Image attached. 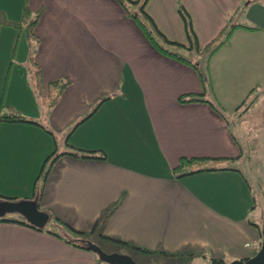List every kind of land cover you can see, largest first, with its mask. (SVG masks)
Here are the masks:
<instances>
[{
  "label": "crops",
  "instance_id": "crops-1",
  "mask_svg": "<svg viewBox=\"0 0 264 264\" xmlns=\"http://www.w3.org/2000/svg\"><path fill=\"white\" fill-rule=\"evenodd\" d=\"M26 3L31 12L44 8L34 28L39 37L34 60L44 82L63 78L69 84L47 117L55 140L35 125L0 122V195L32 198L43 162L54 151L74 147L106 157H58L39 201L49 214L48 226L0 220V264H106L48 229L57 218L91 235L114 202L102 234L152 251L147 254L191 253L182 257L204 255L227 263L254 255L259 235L248 220L256 206L243 176L218 171L177 179L172 169L183 156L243 155L244 117L256 111L258 168L264 174V0L146 1L157 27L185 46L189 41L180 6L191 18L199 46L241 8L236 23L259 28L235 27L213 53L211 90L194 67L159 52L117 0H0V10L20 21ZM29 51L24 33L1 27L0 102L41 118ZM252 88L248 107L236 109ZM203 91L219 101L230 126L209 103L178 100L181 94ZM99 237L109 252L123 247L127 254L143 253Z\"/></svg>",
  "mask_w": 264,
  "mask_h": 264
},
{
  "label": "trees",
  "instance_id": "trees-1",
  "mask_svg": "<svg viewBox=\"0 0 264 264\" xmlns=\"http://www.w3.org/2000/svg\"><path fill=\"white\" fill-rule=\"evenodd\" d=\"M124 10L126 11L127 15L134 18L135 21L138 23L140 29L146 36V38L152 43V45L161 53L174 57L186 64L191 65L194 67L196 72L198 73V76L200 77V80L202 82V85L204 88L210 89L211 87V81H210V75H209V60L210 57L213 55V53L224 43H226L230 37V33L232 29L235 27H246L249 29H259L257 26H247L244 24H233L231 27L226 31V34L222 40H219V37L224 32L225 28L227 27V23L221 28V30L218 32V34L212 38L205 46L202 48L198 45V39L196 36V33L193 29L191 18L187 11L180 6L178 8V11L180 13V16L184 22L185 32L186 36L188 38L189 44L188 46H185L183 43L170 40L167 38V36L157 27L156 23L154 22L153 18L146 12L145 10V3L147 0H117ZM132 5H137V9L134 11L131 9ZM44 11L43 7H40L35 12H31L28 4L26 3L23 6L22 9V16L20 21H12L9 20L5 13L0 10V29L2 26H11L15 28L19 33H24L25 37L27 39V43L30 47L29 56H28V62L31 63L33 69H32V75H31V83L32 87L34 89V95L36 98V102L38 103L40 109H41V118H35V117H29L24 114H22L20 111L16 110L12 106L5 105L2 101L0 102V122H6V123H25V124H31L38 126L45 130L54 140H55V132L49 127V124L47 122V117L50 112V110L58 103L60 100L61 94L65 87L69 84L67 80H64L63 78H58L56 80L50 81L48 83H45L42 76V70L38 66V64L34 60V55L37 50V45L39 43V37L35 34L34 28L38 20L40 19L42 13ZM217 41V42H216ZM167 45L175 46V47H181L183 49L187 50H194L198 53H207V57L205 58V62L201 64L199 61H192L190 58H187L181 54H179L175 50H171L167 47ZM255 88H252L247 96L241 101L240 104L236 107V109H239L241 106H244V109L248 107V105L251 103L252 99L249 98L251 92ZM207 90V89H206ZM211 90V89H210ZM264 90V87H263ZM207 91H203L200 93H186L181 94L178 97V100L180 102H207L209 103L212 108L218 112L221 116H223L230 126L231 123L229 119L225 116L224 110L222 108V105L219 103L218 100L215 98H211L206 96ZM109 96H106L102 98L95 107L91 110V112L84 118L86 119L91 113H93L106 99H108ZM243 109V111H244ZM231 134L234 136L230 129ZM235 137V136H234ZM237 141V140H236ZM238 142V141H237ZM239 144V142H238ZM70 155L76 158H83V159H105V154L100 151L96 150H81L78 148L72 147L68 151L64 152H58L54 151L52 152L43 162L42 170L40 172L41 181L40 185L38 187H35L34 193L32 198L37 199L38 205L41 198L42 190L44 187L45 179L54 164V162L60 157L61 155ZM243 155L240 154L236 157H210V156H192V157H186L183 156L180 158L179 162L173 167L172 172L175 178L180 179L184 178L189 175L201 173V172H218V171H235L238 172L241 176H243L244 181L249 185L250 182L248 181L246 175L244 174L243 170L238 167V164L236 161L241 162L244 161V159H249L246 156L245 158L242 157ZM0 199H10V200H16V198L6 197L0 195ZM253 199L255 200V197L253 196ZM117 203L114 202L110 208L107 210L106 214L103 215V217L100 219V228L98 231H100V235L103 238H106L112 242L127 245L132 249H135L137 251H141L144 253H151V250L140 248L138 246L127 244L126 242H123L121 240L113 239L110 237H107L102 234V230L104 228L106 219L113 213V211L116 209ZM254 208V206H253ZM1 221H13V222H19L26 224L28 226H31L33 228H36L35 226H32L31 224L27 223L26 221L17 220L14 218H0ZM54 225H52V228L48 229L50 233L54 234L55 236L59 237L60 239L71 243L77 247H85L84 246V240H86V234L84 232L77 231L71 227H69L64 222L58 220L57 218L53 219ZM250 225L254 226L259 232V224L253 222L252 220H248ZM38 229V228H36ZM59 231H63L61 234ZM65 234V235H64ZM84 238V239H82ZM162 252V251H161ZM165 255L168 256H182V255H192L191 253H166L162 252ZM97 256V255H96ZM204 256V255H203ZM210 258V264H226L227 262L223 259L218 258ZM97 259L99 262L103 263V261L97 256Z\"/></svg>",
  "mask_w": 264,
  "mask_h": 264
},
{
  "label": "rangeland",
  "instance_id": "rangeland-1",
  "mask_svg": "<svg viewBox=\"0 0 264 264\" xmlns=\"http://www.w3.org/2000/svg\"><path fill=\"white\" fill-rule=\"evenodd\" d=\"M131 6V5H130ZM131 7H134L133 10L135 11L137 9L136 5H132ZM241 10L242 8L237 11L235 14L230 15L229 21H227V27L225 28L222 35L219 37V40H222L226 34V31L231 27V25L235 24L241 19ZM215 37V36H214ZM213 37V38H214ZM216 41V42H217ZM199 45V44H198ZM168 48L171 50L177 51L179 54L190 58L192 61H199L201 64H203L205 61V58L207 57V53H198L194 50H184L181 47H175L171 45H167ZM202 48L203 46H199ZM204 61V62H203ZM239 109L243 110L244 106H241ZM228 111V110H227ZM256 111H250L249 114H247L244 118L246 120V123L248 124L247 127V135L242 137L240 140L242 148H243V155H250L251 162H249V159H244V161L236 163L238 164V167L243 170L244 174L246 175L248 181L250 182L253 195L255 197V206L251 212L250 217L253 221H256L257 224H259L260 232L258 231V244L257 249L260 248L261 242H262V233L261 230L264 229V174L260 175L259 171V155H258V137L255 136L257 134L258 124L259 121L256 116ZM233 127V124H232ZM252 131V132H251ZM263 172H264V164H263ZM18 200V199H17ZM8 216H17L21 217L18 213H10L7 214ZM49 223H47L45 226H48ZM61 234L63 231H59ZM65 235V234H64ZM100 231H96L95 233H92L91 235H86V240H90L93 243L97 244L100 248H102L104 251L109 252L112 249L107 246L104 241L99 237ZM84 239V238H82ZM115 251L119 253H125L126 248L123 247H115L113 248ZM132 251V250H131ZM127 254V253H125ZM130 255L136 262L138 263H154V264H185V263H197L200 264H210V258L206 256L201 257H189V256H177V257H166L163 255H160L159 253L156 254H147L142 253L138 255L137 253H134L132 251Z\"/></svg>",
  "mask_w": 264,
  "mask_h": 264
},
{
  "label": "water",
  "instance_id": "water-1",
  "mask_svg": "<svg viewBox=\"0 0 264 264\" xmlns=\"http://www.w3.org/2000/svg\"><path fill=\"white\" fill-rule=\"evenodd\" d=\"M18 213L24 220L38 229H43L49 222V214L39 208L37 199L24 198L19 200L0 199V218L7 214ZM262 242L256 253L245 259H233L226 264H264V229L261 230ZM84 246L95 253L106 264H154L138 263L130 255L116 251L106 252L90 240H84ZM200 264V263H185Z\"/></svg>",
  "mask_w": 264,
  "mask_h": 264
}]
</instances>
